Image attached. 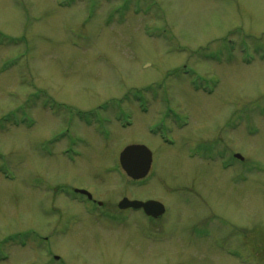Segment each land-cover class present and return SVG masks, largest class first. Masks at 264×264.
Returning <instances> with one entry per match:
<instances>
[{"label": "rangeland", "instance_id": "rangeland-1", "mask_svg": "<svg viewBox=\"0 0 264 264\" xmlns=\"http://www.w3.org/2000/svg\"><path fill=\"white\" fill-rule=\"evenodd\" d=\"M0 264H264V0H0Z\"/></svg>", "mask_w": 264, "mask_h": 264}, {"label": "water", "instance_id": "water-1", "mask_svg": "<svg viewBox=\"0 0 264 264\" xmlns=\"http://www.w3.org/2000/svg\"><path fill=\"white\" fill-rule=\"evenodd\" d=\"M237 159L241 160L240 156H236ZM152 154L144 146L132 145L126 147L119 156V164L122 171L126 176L134 181H139L144 179L151 166ZM81 194H87L84 191H79ZM88 195V194H87ZM90 198V196L88 195ZM118 208L120 210L133 209L142 210L144 214L151 218H158L162 216L165 212L164 206L156 201H130L126 198L122 199Z\"/></svg>", "mask_w": 264, "mask_h": 264}, {"label": "flooded vegetation", "instance_id": "flooded-vegetation-1", "mask_svg": "<svg viewBox=\"0 0 264 264\" xmlns=\"http://www.w3.org/2000/svg\"><path fill=\"white\" fill-rule=\"evenodd\" d=\"M147 200H150V199H146V200H142V201H147ZM91 203H93V204H94V200H93V199L91 200ZM96 206H97L98 208H102V205H98V203L96 204ZM115 208L118 210V208H117V205H116V207H115ZM139 213H141V214H142V212H141V211H139ZM147 219L151 221V219H149V218H147ZM15 242H16V243L20 242V238H19V237H17V238L15 239ZM20 245H22V244H20Z\"/></svg>", "mask_w": 264, "mask_h": 264}, {"label": "trees", "instance_id": "trees-1", "mask_svg": "<svg viewBox=\"0 0 264 264\" xmlns=\"http://www.w3.org/2000/svg\"><path fill=\"white\" fill-rule=\"evenodd\" d=\"M86 118V117H85Z\"/></svg>", "mask_w": 264, "mask_h": 264}]
</instances>
